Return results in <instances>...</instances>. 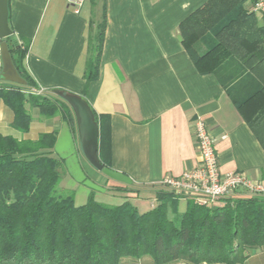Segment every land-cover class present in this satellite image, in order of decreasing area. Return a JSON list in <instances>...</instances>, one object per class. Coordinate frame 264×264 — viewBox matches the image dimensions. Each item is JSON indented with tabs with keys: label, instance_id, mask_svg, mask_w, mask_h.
I'll list each match as a JSON object with an SVG mask.
<instances>
[{
	"label": "crops",
	"instance_id": "crops-1",
	"mask_svg": "<svg viewBox=\"0 0 264 264\" xmlns=\"http://www.w3.org/2000/svg\"><path fill=\"white\" fill-rule=\"evenodd\" d=\"M209 1L87 0L76 10L67 0H9L15 40L30 41L25 58L29 75L47 95L63 92L83 98L87 91L85 100L98 116L99 153L106 137L105 160L110 169L131 178L132 185L112 180L92 167L82 152L77 122L61 113L45 118L28 105L31 130L24 133L13 127L14 113L1 102L0 135L37 141L42 134L55 133L51 156L63 163L60 187L74 196L77 206L85 205L93 194L97 202L112 206L147 199L149 209L136 207L141 212L153 209L164 178L179 177L199 164L194 138L198 119L214 138L221 172L243 174L264 185V146L234 106L221 79L242 70L241 62L230 57L219 73H203L196 64L198 53L213 45V36L195 42L196 52L183 43L181 24ZM244 8L253 13V2L246 0ZM104 14L99 74L88 84L91 29ZM252 19L255 28H264L261 15L254 14ZM2 43L10 53L9 39L0 41V76L4 70ZM0 84L20 85L2 77ZM250 196L242 190L236 198ZM181 201L185 205L179 206L180 214L188 207L187 200ZM121 264L155 263L143 256L126 258ZM243 264H264V248L254 249Z\"/></svg>",
	"mask_w": 264,
	"mask_h": 264
},
{
	"label": "trees",
	"instance_id": "trees-1",
	"mask_svg": "<svg viewBox=\"0 0 264 264\" xmlns=\"http://www.w3.org/2000/svg\"><path fill=\"white\" fill-rule=\"evenodd\" d=\"M245 2L210 0L180 29L190 52L195 42L212 36L215 40L198 53L200 72L219 73L230 57L241 62L243 69L222 75V84L264 146V28H255L254 14L247 12ZM105 31L104 14L91 29L88 84L98 78ZM29 46L23 37L16 44L9 39L13 63L26 81L0 84V103L13 111V127L24 133L31 130L28 105L45 118L61 113L76 123L61 97L65 93L30 92L38 87L25 67ZM86 96L84 91L83 100ZM56 139L55 133L42 134L37 141L0 135V264H121L143 256L155 264H243L254 249L264 248V194L235 198L216 209L187 200L182 214L183 199L164 187L157 191L155 207L146 212L129 201L116 206L99 203L93 194L77 206L73 195L57 194L63 163L51 156ZM106 139L102 138L99 159L110 168Z\"/></svg>",
	"mask_w": 264,
	"mask_h": 264
},
{
	"label": "built area",
	"instance_id": "built-area-1",
	"mask_svg": "<svg viewBox=\"0 0 264 264\" xmlns=\"http://www.w3.org/2000/svg\"><path fill=\"white\" fill-rule=\"evenodd\" d=\"M70 8L80 10L87 0H67ZM252 12L264 18V0H251ZM32 94L42 95L41 88L30 90ZM194 138L198 145L199 164L196 168L184 172L179 177H167L161 182L162 187L172 191L182 199L190 200L200 207L216 209L236 198L244 190L252 195L264 194V185L249 180L243 174L220 170L219 156L215 150L214 138L206 123L198 119L194 126Z\"/></svg>",
	"mask_w": 264,
	"mask_h": 264
},
{
	"label": "water",
	"instance_id": "water-1",
	"mask_svg": "<svg viewBox=\"0 0 264 264\" xmlns=\"http://www.w3.org/2000/svg\"><path fill=\"white\" fill-rule=\"evenodd\" d=\"M9 0H0V41L12 39L16 44L14 32L9 24ZM1 53L4 61V70L0 77L20 85H25L26 81L20 77L17 70L14 68L12 59L6 43L1 45ZM61 97L72 108L79 133V141L81 149L87 161L104 176L120 182L125 185H132V179L126 175L105 167L99 159V127L95 121V116L89 104L83 98L62 94Z\"/></svg>",
	"mask_w": 264,
	"mask_h": 264
},
{
	"label": "rangeland",
	"instance_id": "rangeland-1",
	"mask_svg": "<svg viewBox=\"0 0 264 264\" xmlns=\"http://www.w3.org/2000/svg\"><path fill=\"white\" fill-rule=\"evenodd\" d=\"M95 170V169H94ZM63 175V174H62ZM64 178V176H62V179ZM62 179H61V181H62ZM60 184H61V182H60ZM59 184V187H58V189H57V194L58 195H64L65 196V194L66 195H69V193L68 192H63L62 190H61V185ZM184 200V199H183ZM132 202L134 203V204H132V205H134V206H138L141 210H143V209H149L150 208V202H149V200H147L146 199V201L143 199V200H140V201H137V200H132ZM188 202V201H187ZM181 204H184L185 205V202H182L181 200L179 201V206H181ZM173 218V217H172Z\"/></svg>",
	"mask_w": 264,
	"mask_h": 264
}]
</instances>
